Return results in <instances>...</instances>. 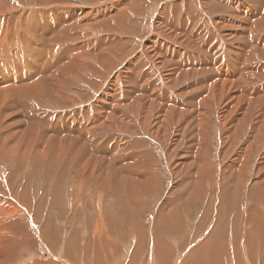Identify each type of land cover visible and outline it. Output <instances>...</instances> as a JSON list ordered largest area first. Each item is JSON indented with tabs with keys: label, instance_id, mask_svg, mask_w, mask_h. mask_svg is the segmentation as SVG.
<instances>
[{
	"label": "rangeland",
	"instance_id": "rangeland-1",
	"mask_svg": "<svg viewBox=\"0 0 264 264\" xmlns=\"http://www.w3.org/2000/svg\"><path fill=\"white\" fill-rule=\"evenodd\" d=\"M0 215V264H262L264 0H0Z\"/></svg>",
	"mask_w": 264,
	"mask_h": 264
},
{
	"label": "bare ground",
	"instance_id": "bare-ground-1",
	"mask_svg": "<svg viewBox=\"0 0 264 264\" xmlns=\"http://www.w3.org/2000/svg\"><path fill=\"white\" fill-rule=\"evenodd\" d=\"M29 1V0H28ZM55 38V37H54ZM2 44V43H1ZM25 47V46H24ZM23 48V47H22ZM24 49V48H23ZM31 53V52H30ZM57 84V83H56ZM61 86V85H60ZM53 91V90H52ZM56 92V91H55ZM58 131V130H57ZM136 157V156H135ZM138 158V157H137ZM134 159V158H133ZM122 207V206H121ZM137 208V207H136ZM221 210V209H220ZM2 213V212H1ZM232 215V214H231ZM1 216V215H0ZM2 217V216H1ZM223 222V221H222ZM221 224V223H220ZM165 226V225H164ZM162 227V226H161ZM217 229H219V226H218V228ZM222 229V228H221ZM222 232H219L218 231V234H221ZM225 233V232H224ZM214 234V233H213ZM216 234V233H215ZM252 234V233H251ZM222 235V234H221ZM255 237H256V235H254ZM158 237H160V235L158 236ZM163 238V237H162ZM161 237H160V239H158L159 240V244L158 245H160V246H158V248L160 247V249H159V251H160V253L162 252V250H163V248H164V246L166 245V244H164V238L162 239ZM215 238V237H214ZM220 238V237H219ZM217 239V238H216ZM223 242H225L226 241V237L225 236H222L221 238H220ZM212 240H214V239H212ZM251 240H253V239H251ZM254 240H256L255 238H254ZM6 242V241H5ZM220 242L221 241H216V240H214V243L213 242H211L210 240L208 241V242H206V245H208L209 247H211V249L209 250V248L207 247L206 249H204V247L205 246H203V247H201L199 250H200V252L198 251V250H196V251H194L193 253H194V255L195 256H199V255H203V254H208V252H211L210 253V259H211V263L210 264H226V262L224 263V260H227V257H226V252H225V250H224V248H223V245L222 244H220ZM231 244V243H230ZM252 248V247H251ZM198 251V252H197ZM196 252H197V254H196ZM164 253V252H163ZM162 254V253H161ZM159 256V255H158ZM169 256V255H168ZM193 258H196V257H193ZM244 259V258H243ZM264 259V258H263ZM96 261H97V259H96ZM103 261V260H102ZM101 261V262H102ZM99 262H100V259H99ZM187 262V261H186ZM208 262V261H207ZM50 264V263H49ZM199 264H201V263H199ZM238 264H240V263H238ZM262 264H264V260H263V263Z\"/></svg>",
	"mask_w": 264,
	"mask_h": 264
}]
</instances>
